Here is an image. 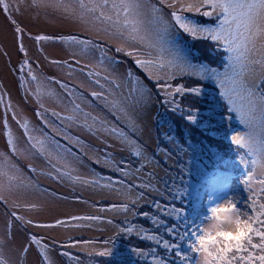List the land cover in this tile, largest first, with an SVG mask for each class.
I'll list each match as a JSON object with an SVG mask.
<instances>
[{
	"label": "rangeland",
	"instance_id": "obj_1",
	"mask_svg": "<svg viewBox=\"0 0 264 264\" xmlns=\"http://www.w3.org/2000/svg\"><path fill=\"white\" fill-rule=\"evenodd\" d=\"M8 2L16 24L8 18L9 13L0 8V98L3 100L0 103V152H9L6 137L8 129L5 128L7 122L22 150V154L13 157V161L23 174L25 184L31 182L36 186L22 185L12 191L0 193L5 197V200L0 201V239L5 241L3 250L9 264H43L40 254L42 246H46L52 264H86L97 251L104 250L105 242L110 237L114 241V247L112 243L108 247L114 253L122 255L126 251L127 257L132 256L135 262L146 264L144 259L136 258L140 255L135 254L132 249L140 250L146 241L155 242L142 238L148 236L142 235L143 231H151L153 226H159L149 220L150 212L146 211L147 205L151 204V197L164 193L171 180L176 184L177 171L182 172L184 180L192 167L203 169L197 154H193L192 146H183L174 137L168 136L171 130L167 125L157 123L159 102H164L163 98L170 100L174 97L168 96L160 87L164 84V79H149L148 74L137 65L134 56H142L143 53L127 55L126 52L133 51L132 45L102 31L103 25L85 26L52 8H35L32 0ZM153 3L162 9L171 26L173 44L190 66L184 71H178L168 83L174 88L184 84L181 79L186 77L209 83L214 90L207 92L215 109L205 120L203 128L207 130L212 120H218L227 133L233 132L235 135L246 132L247 129L240 123L235 112H231L230 117L218 119L215 113L227 102L220 95L221 88L216 76L208 71L214 68L196 63L192 54V48L202 49L210 42L222 47L224 45L211 39H193L175 25L171 16L172 8L160 5L159 0H153ZM181 14L200 26H218L215 17H205L195 12ZM16 25L22 29L21 32L16 31ZM40 35L53 39L38 43L35 37ZM60 37L92 41L103 49L106 58L101 63V52L97 48L85 49L83 45L61 41ZM21 47L24 51H21ZM118 47L124 51L118 52ZM228 58L224 70L214 69L221 77L229 70ZM52 61L61 63L54 64ZM29 71L36 76L35 80L29 75ZM89 72L94 75L90 77ZM129 73L133 78H139L150 90V98L138 106H133L130 98ZM159 75L164 77L166 74L161 72ZM96 80L100 83L97 84ZM61 84L65 87H61ZM93 91L102 92L108 96L109 101L125 102L135 128L129 123L128 117L112 109L110 103L94 98L91 95ZM257 92H260L259 88ZM73 100L80 104L83 112L91 114L87 121L92 126L91 131L82 126L85 121L83 112L75 114V121L63 119L74 115ZM53 112L59 113V116L53 115ZM37 113H41L43 119ZM92 116L98 118L95 123ZM25 119L29 121L30 128L35 130L34 135L55 139L63 149L72 153L67 156L71 169L63 166V160L57 163L53 159L49 163L28 151L23 129L17 123V120ZM45 120L47 124L44 123ZM111 127L122 130L130 141L135 142L143 156H135L133 147L128 142L106 130ZM218 129L216 127V131ZM53 165L62 171H70V176L61 175ZM241 165L243 169L247 167L245 158ZM32 168L36 171L32 172ZM259 171L255 167L257 176ZM107 174L111 176L108 177ZM96 180L99 184L92 183ZM106 184H112V187H104ZM238 185L239 183H235L234 187ZM222 186L223 184L213 186L210 199L212 206L221 204L225 198H239L236 190L224 189ZM253 187L256 185L253 184ZM167 192H170L169 188ZM132 199H138V203L132 205ZM123 204H129L128 213L113 208L114 205ZM16 216L22 219L17 220ZM85 216H99L102 219L99 222L71 219ZM109 219L113 224L106 222ZM58 220H64L67 224L43 227L55 225ZM133 221L142 230L139 234L134 231V234L117 235L116 226L132 225ZM203 224L207 227L205 221ZM32 237L40 240L41 244L32 243ZM119 239L124 244H118L116 240ZM25 248L28 249L26 253L23 251ZM69 251L79 252L82 260L72 258ZM165 252L167 251H162Z\"/></svg>",
	"mask_w": 264,
	"mask_h": 264
},
{
	"label": "snow or ice",
	"instance_id": "obj_2",
	"mask_svg": "<svg viewBox=\"0 0 264 264\" xmlns=\"http://www.w3.org/2000/svg\"><path fill=\"white\" fill-rule=\"evenodd\" d=\"M160 5L172 8V20L175 25L183 32L190 35L193 39H211L221 43L225 51L229 53V70H226L221 77L211 71L217 78L221 88L220 95L228 104V111L235 112L240 123L247 129L243 134L237 133L231 137L233 144L244 149L248 155L253 157L252 164L258 168L259 175L254 172L249 176L248 184L249 196L247 201L241 207V200L237 197L225 198L221 204L210 206L208 212L210 215L204 216L203 220L207 223L196 224L184 220L182 227L184 231H179L181 225L169 227V235L176 237L175 240H164L161 242L154 235L143 236L149 240L155 241L169 253H173L179 259L180 264H264V0H159ZM32 6L35 8H52L63 13L65 16L85 25H103L102 31L108 35L122 39L132 45L133 51L126 52L127 55H135L137 65L148 74L149 79L159 81L164 79V84L160 85L168 96L184 95L191 92L195 95L200 94V89H186L183 85L172 87L168 83L174 79L178 71H184L187 67L183 57L175 48L172 40L171 26L165 19L162 9L153 3V0H32ZM0 8L9 13L8 18L13 24V19L8 0H0ZM203 10V11H202ZM19 11V8H16ZM195 12L205 17H215L218 22L216 27H206L194 24L186 19L181 13ZM16 31L19 33L22 29L16 25ZM37 42L53 39L52 37L40 35L35 37ZM61 41L71 42L73 44L83 45L85 49L89 47L97 48L101 52V63L106 58V53L92 41L80 40L77 37H60ZM21 51H24L21 47ZM117 51H124L117 48ZM52 63H61L52 61ZM67 63V62H64ZM23 69H21L22 71ZM166 75L161 77L159 73ZM29 75L35 80L36 76L29 71ZM91 77L93 72H89ZM99 75V73H95ZM130 98L133 106H138L150 98V90L141 82L139 78H133L128 74ZM203 78V77H202ZM107 79V77H105ZM97 84L99 80L95 81ZM116 83V81H112ZM120 87L119 84H116ZM61 87H65L61 84ZM103 87V85H101ZM257 88L260 92H257ZM72 93L70 92L69 95ZM91 95L104 102L110 103L111 108L123 113L128 117L129 123L135 128V122L129 115L125 102L109 101L108 96L102 92L93 91ZM174 102V101H173ZM0 103H3L0 98ZM72 116L63 117L70 121H75V114L83 112L80 104L72 101ZM115 114V112H114ZM43 119L41 113H37ZM53 115L59 116V113L53 112ZM85 117L83 127L89 131L92 126L87 123L90 113L83 112ZM15 119V116L13 117ZM95 123L97 117L92 116ZM189 120L195 123V118L189 116ZM17 123L23 129L26 137L28 151L33 155H39L49 163L53 159L57 163L64 161V167L71 169L67 161V156L72 155L70 151L65 150L55 139L49 137H39L33 134L34 129L30 128L29 121L17 120ZM45 124L48 122L45 120ZM7 145L9 152H0V193L3 191H12L20 186L36 187L31 182L25 184L23 174L17 168L13 157L22 154L18 147L17 137L12 133L5 122ZM122 140L128 142L133 147V154L142 157V151L135 146L134 141H130L122 130L116 127L106 129ZM55 131V129H54ZM59 134V133H58ZM98 162V161H97ZM55 170L63 176H70V171H62L61 168ZM32 172L36 169L32 168ZM127 175V173H124ZM84 183H89L84 181ZM99 184V181H92ZM253 184L256 187H253ZM104 187L111 188L112 184H106ZM131 189H129V192ZM5 197L0 194V201ZM132 205L138 203V199L130 201ZM155 207L160 209V205ZM117 211L128 213L129 204L113 206ZM165 215H174L177 220L183 216V210L180 208L168 209ZM15 216V213H13ZM147 215V214H145ZM17 220L22 219L16 216ZM72 220L101 221L99 216L72 217ZM113 224L112 220L106 221ZM154 223H160L153 220ZM64 220L56 221L55 225H43V227L65 226ZM77 227L81 225H75ZM117 235L131 234L134 231L139 234L142 230L136 229L134 225L116 226ZM10 235V233H9ZM187 243L188 252L181 250L182 243ZM32 243L40 245L41 241L32 237ZM114 241L110 237L105 242L103 251H97L99 256L114 255L113 249L108 244ZM5 241L0 239V264H9V259L4 254ZM24 253L28 251L25 248ZM140 256L145 255L142 250L132 249ZM192 253L194 255H190ZM40 254L43 264H52L49 258L46 246H42ZM68 255V253H64ZM153 264H165L162 259L153 257Z\"/></svg>",
	"mask_w": 264,
	"mask_h": 264
},
{
	"label": "trees",
	"instance_id": "obj_3",
	"mask_svg": "<svg viewBox=\"0 0 264 264\" xmlns=\"http://www.w3.org/2000/svg\"><path fill=\"white\" fill-rule=\"evenodd\" d=\"M192 54L195 57L196 63L208 65V67L218 70H224L226 68L227 58L229 57L224 47L218 46L213 42L207 45L205 44V47H202V49L196 50L192 48ZM181 80L184 84L181 83L180 85H183L186 89L198 88L200 89V94L195 95L191 92H186L184 95L177 94V96L170 100H165L163 98L162 100H164V102H159L160 112L157 117V123L160 125H167L171 130L168 136L174 137V139L183 146L191 145L193 154H197L203 169L198 170L192 167L190 172L186 173L184 180H182L184 177L182 172L177 171L178 173H176L175 177L176 184L171 180L168 187L166 185V191L164 193L160 196L151 197V204L146 207V211L150 212L151 219L149 220L153 221L155 219L160 221V223H158L159 226H153L154 228L151 231H143L142 235H154L160 239L161 242L164 240H175L176 237L169 235L167 229L169 227L181 225L179 231H184L182 225L185 219L188 220L189 223L192 221H195L196 224L204 223V216L210 215L208 209L212 206V201L210 199L215 184H223L221 188L224 189L236 190V194L241 200L240 206L242 207L249 196L247 190L249 186L246 181L249 176H252L255 172V166L251 162L252 158L248 156L245 150L232 143L231 137L233 136V132L227 133L219 125L220 121L218 120H212V124L207 126V130L203 128L202 125L205 120L211 116V112L215 109L214 103L209 97V92H207L213 89L212 86L202 80L192 79L190 77ZM155 84L156 83L153 84L154 88ZM156 97L158 100L160 99L157 94ZM228 107L227 103H223L222 109L217 110L215 114L218 115V119H220V117H230L231 112L228 111ZM189 116L195 118V123L189 120ZM216 127L219 128L217 131ZM234 128L235 127H233L232 130H234ZM158 130L160 129L158 128ZM154 154L156 156L155 152ZM243 158L247 160V167L245 169H243L241 165ZM125 161L127 162V160ZM106 176L110 177L111 175L107 174ZM163 179H165V177H163ZM212 180H215V182ZM235 183H239V185L234 187ZM168 188L170 192H167ZM156 204L160 205V209L155 207ZM171 208L182 209L184 216L180 220H177L174 215H165L164 213ZM146 223L147 220H145L144 224ZM131 224L136 226V221H133ZM136 229H140V227L136 226ZM134 233L135 232L132 234ZM116 241H118V244H124L122 239ZM146 242L144 247L141 248L145 255L137 256L136 258L144 259L146 264H153V257L162 259L165 261V264H180L179 259L175 257L173 253H162L163 250L165 251L164 248H160L162 247V243L158 245L155 244V242ZM181 250L188 252L186 242L182 243ZM69 252L74 259L80 261L82 258L79 252ZM125 252L122 255L114 253L112 256H96L95 254L92 255L94 257H92L91 260L85 263L140 264V262H135V260L131 258L132 256L127 257L128 254ZM189 254L194 255L192 253Z\"/></svg>",
	"mask_w": 264,
	"mask_h": 264
}]
</instances>
